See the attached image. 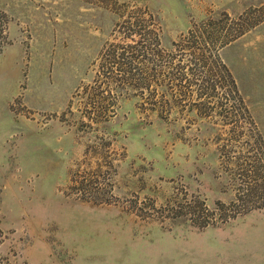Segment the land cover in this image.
<instances>
[{
    "label": "rangeland",
    "instance_id": "obj_1",
    "mask_svg": "<svg viewBox=\"0 0 264 264\" xmlns=\"http://www.w3.org/2000/svg\"><path fill=\"white\" fill-rule=\"evenodd\" d=\"M0 264H264V0H0Z\"/></svg>",
    "mask_w": 264,
    "mask_h": 264
}]
</instances>
